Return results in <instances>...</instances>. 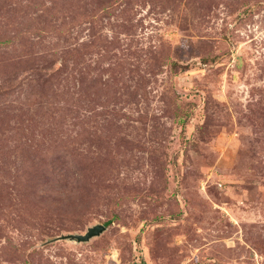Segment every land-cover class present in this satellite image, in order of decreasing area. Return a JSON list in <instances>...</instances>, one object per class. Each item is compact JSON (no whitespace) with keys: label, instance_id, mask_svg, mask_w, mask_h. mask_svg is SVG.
I'll return each instance as SVG.
<instances>
[{"label":"rangeland","instance_id":"rangeland-1","mask_svg":"<svg viewBox=\"0 0 264 264\" xmlns=\"http://www.w3.org/2000/svg\"><path fill=\"white\" fill-rule=\"evenodd\" d=\"M0 264H264V0H0Z\"/></svg>","mask_w":264,"mask_h":264},{"label":"water","instance_id":"water-1","mask_svg":"<svg viewBox=\"0 0 264 264\" xmlns=\"http://www.w3.org/2000/svg\"><path fill=\"white\" fill-rule=\"evenodd\" d=\"M105 229H106V225L99 223L92 227H89L88 231L85 234H69L66 236L69 237L70 239H76L78 241H83V240L90 239L91 237H93L96 234L101 233Z\"/></svg>","mask_w":264,"mask_h":264},{"label":"trees","instance_id":"trees-1","mask_svg":"<svg viewBox=\"0 0 264 264\" xmlns=\"http://www.w3.org/2000/svg\"><path fill=\"white\" fill-rule=\"evenodd\" d=\"M105 223H106V224H110V223H111V221H110V220H107V221H105Z\"/></svg>","mask_w":264,"mask_h":264}]
</instances>
